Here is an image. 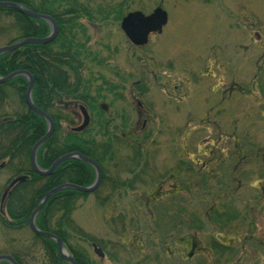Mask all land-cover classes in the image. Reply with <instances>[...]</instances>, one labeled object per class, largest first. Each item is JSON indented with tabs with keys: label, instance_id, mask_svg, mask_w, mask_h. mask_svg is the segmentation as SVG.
<instances>
[{
	"label": "rangeland",
	"instance_id": "374dc122",
	"mask_svg": "<svg viewBox=\"0 0 264 264\" xmlns=\"http://www.w3.org/2000/svg\"><path fill=\"white\" fill-rule=\"evenodd\" d=\"M78 1L91 13L73 22L74 31L78 37H90L87 50L98 57V62L87 61L86 77H95L103 87L99 101L109 106L107 112L119 125V135L147 144L139 149L137 144L118 141L117 157L110 167L133 169L135 173L123 172L121 177L142 176L146 182H137L135 188L120 194L106 187L99 192L100 198L91 194L80 200L74 212L83 231L104 244L105 256L99 257L89 241L75 240L101 264H264V237L259 234L264 223V163L262 170L258 167L264 159L257 160L264 158V0ZM113 4H122V13L150 14L162 7L168 23L161 33L150 35L146 46L136 48L114 13L105 12L109 19L100 21L105 6ZM113 8L108 11L112 13ZM91 19L95 29L88 26ZM8 39L1 36L0 46ZM137 85L144 90L140 92ZM135 95L149 108L148 113L142 110L143 116ZM77 112L79 124L82 115L80 109ZM144 119L148 124L143 129ZM209 145L220 147L215 149L218 155L223 148L222 160H227L218 169L220 181L209 180L196 194L187 188L177 193L173 182L195 175L194 169L187 170L188 163L209 158L210 151L203 149ZM236 145L241 147L238 159ZM180 164L185 165L183 171ZM229 175L238 184L234 186ZM9 178L8 171L0 169V200ZM161 194L146 204L148 195ZM228 204L234 205L235 218L240 219L226 221L209 213L214 205ZM175 209H188L191 214L183 210L184 221L177 222ZM245 234L253 236L248 252L241 246ZM31 235L25 229L8 232L6 237L0 224V250L9 247V237L19 240L20 247L29 246ZM216 238L230 247L218 252L212 243ZM195 239L201 241L199 257L183 259L194 253ZM173 252L175 256H168ZM43 253L40 246L31 250L33 264L45 263Z\"/></svg>",
	"mask_w": 264,
	"mask_h": 264
},
{
	"label": "trees",
	"instance_id": "16d2710c",
	"mask_svg": "<svg viewBox=\"0 0 264 264\" xmlns=\"http://www.w3.org/2000/svg\"><path fill=\"white\" fill-rule=\"evenodd\" d=\"M1 1L19 3L34 11L54 15L59 24L58 33L51 42L28 43L0 54V76L9 75L17 70L29 71L35 80L32 91L33 101L35 105L46 111L55 123L52 135L37 151V161L40 167L47 169L59 157L78 151L97 161L103 169L101 184L93 192H82L74 188H65L55 192L36 216V224L40 229L58 235L78 264H101L100 261L92 258L82 243L75 240V238H79L85 242L96 243L103 250L105 249L101 241L83 231L77 224L74 212L79 206L80 200L88 198L91 194H97L99 197V192L106 187L110 188L112 193L117 191L116 194H120L123 189L135 188L137 182H146L141 179L142 176L138 178L133 175L132 180L121 177L123 172L135 173L136 171L133 169L122 170L116 166L117 170H112L110 167L117 157L115 146L118 141H123L128 145L137 144L139 149L144 148L147 142L145 140L131 142V140H126L123 134L119 135L117 132L119 125L114 123L115 118L107 112L109 106L100 104L103 87L100 84L97 85L95 77H86V72L89 69L87 61L92 59L98 62V57L87 50L86 42L82 41L74 31L73 22L80 15L89 16L91 12L77 3H69L66 0ZM49 33L50 26L47 21L25 15L12 7H0V37H8L7 44L25 37H45ZM28 86L29 81L26 75H17L5 83H0V163L4 164L0 169L7 170L10 175L4 191L15 178L23 177L10 188L4 201L2 200L4 191L2 193L0 224L6 237L8 232L30 229L32 244L20 247L19 240L9 237V247L0 250V255L10 254L19 264H33L30 252L40 246L44 252V264H70L61 257L54 239L40 236L31 230L30 216L49 190L64 183L91 185L96 179V170L90 163L77 158L63 161L49 175H41L33 169L31 151L34 144L47 132L48 123L28 106L26 102ZM140 88L141 86L137 85L140 92L144 90V88L141 90ZM109 90L112 91L113 88ZM81 105L86 106L88 111L90 110L91 121L84 130L77 131L75 127L79 124H76V119L80 114L77 109H80ZM102 135L105 138H102ZM240 150L241 147L236 145L234 152L236 159L242 157ZM262 151L264 152V150ZM138 152L139 150L135 149V153ZM261 155L258 153V156ZM135 157H140V153ZM261 159L264 158H257V160ZM263 161L258 166L261 170ZM139 165L142 166V164ZM187 168V170L194 169L193 171L198 173L195 169L196 165L193 163H188ZM170 177L172 176L170 175ZM248 177H252L251 180L254 178L253 176ZM208 181V177L201 179L187 176L185 177L184 191H188L187 188L196 194L203 188V184L208 185ZM177 183L174 184L177 185ZM231 183L235 186L237 182L233 179ZM233 188L232 185L231 190ZM221 189L223 188L221 187ZM180 190L183 189L180 188ZM110 196L111 194L105 196L106 200ZM159 197H163V195H148L146 204H150L151 201H155ZM183 210L188 213V209H175L174 217H179L176 219L177 222L184 221L180 217ZM147 211L150 214V209ZM224 211L222 215L226 221L233 220L238 215L237 209H225ZM209 213L215 215L214 209H210ZM190 214L188 213V215ZM207 215L209 214L207 213ZM124 217L123 214L121 218ZM194 218H196L195 213ZM199 226V229L204 228L201 222H199ZM192 227L197 229L195 226ZM251 238H253L252 235L250 240ZM166 243L167 250L170 247ZM177 243L182 242L177 241ZM212 243L220 253L227 250L225 249L227 246L221 243ZM242 243L244 244V240ZM243 244L241 246L244 252ZM196 255L197 253H192L188 261L196 258L198 256ZM111 257L114 258L112 255ZM1 264L11 263L2 261Z\"/></svg>",
	"mask_w": 264,
	"mask_h": 264
},
{
	"label": "water",
	"instance_id": "95a60500",
	"mask_svg": "<svg viewBox=\"0 0 264 264\" xmlns=\"http://www.w3.org/2000/svg\"><path fill=\"white\" fill-rule=\"evenodd\" d=\"M0 7H12V8H15L18 11L22 12L25 15L35 17V18H41V19L49 21L52 24V30L48 36H46V37H25V38H22V39L15 41L11 44H6L3 46H0V54L7 52V51H12V50H14L20 46H23L25 44H28V43H48V42H51L55 38L58 28H57V24H56L55 20L51 16H49L47 14L35 12L33 10L28 9L27 7H25L22 4L11 2V1H1L0 0ZM167 21H168V14H167L166 10H164L162 7H157L149 15H145L141 11L130 12L127 16H125L123 18L121 27L124 30L125 34L128 36V38L134 44L143 45V44H146L148 42L149 35L151 33L161 32L163 30V26L167 23ZM17 75H26L28 77L29 86H28V89L26 92V102L31 109H33L35 112L40 114L48 123V130H47L46 134L43 135L34 144L32 151H31V164H32L33 169L41 175H49L63 161H65L69 158H77V159H81L83 161H86V162L90 163L92 166H94V168L96 169L97 176H96V180L93 184H91L89 186H81V185H77L74 183H64V184H61L59 186L52 188L51 190H49L44 195V197L41 199V201L39 202V204L37 205V207L34 209V211L32 212V214L30 216L29 224H30V228L32 229V231L35 232L36 234L40 235V236L50 237V238L54 239L58 245V249H59V253H60L61 257L65 261L69 262L70 264H78L76 259L69 253V251L65 247L62 239L58 235L51 233V232H48V231H44L37 226L36 216L42 210V208L47 203L49 198L57 191H60V190L65 189V188H74V189L80 190L82 192H93L94 190H96L101 183V180L103 177V171H102V168L97 161H95L94 159H92V158H90V157H88V156H86V155H84L78 151L67 153V154L59 157L48 169H43L40 167V165L37 161V151H38L39 147L52 135V133L55 129V123H54L52 117L46 111H44L43 109H41L37 105H35V103L33 101V97H32V91L34 88L35 80H34L33 75L29 71L17 70V71L10 73L9 75L0 76V83H5ZM80 109H81L82 114H83V122L81 125H79L78 127L75 128V130H77V131H81V130L85 129L89 125L90 120H91L87 108L84 105H81ZM3 166H4V164L1 163L0 167H3ZM22 179H23V177L15 178L9 184V186L7 187V189L5 190V192L3 194V197H2L3 201L6 198L10 188L15 183H17L19 180H22ZM94 250L99 256H104L103 250L100 247H98L96 244L94 245ZM2 261H8L11 264H19L17 262V260L10 254H1L0 255V264Z\"/></svg>",
	"mask_w": 264,
	"mask_h": 264
},
{
	"label": "flooded vegetation",
	"instance_id": "af4514ba",
	"mask_svg": "<svg viewBox=\"0 0 264 264\" xmlns=\"http://www.w3.org/2000/svg\"><path fill=\"white\" fill-rule=\"evenodd\" d=\"M35 2H38L39 0H34ZM69 1V3H77V4H79V5H81L82 3H80V1H78V0H67V2ZM100 2H103V0H99ZM82 7H83V5H81ZM111 6H114V8L112 9V13L111 12H109L108 11V9H110V7ZM123 5L122 4H119V5H115V4H113V5H109V7H107L106 8V6H105V8L103 9V12H102V14L100 15V21H107L109 18L108 17H106V14H105V12H107V14H109V15H111V14H115V16H117V18H119V20L121 21L120 22V28H121V30H122V32H124V30L122 29V27H121V24H122V20H123V18L125 17V16H127L130 12H134V11H141V10H129V11H127V13H122V7ZM37 12V11H36ZM142 12V11H141ZM38 13H42V12H38ZM43 14H47V15H49V16H51L54 20H55V22H56V24H57V28H58V30H59V24H58V20H57V18L54 16V15H51V14H48V13H43ZM151 14V13H150ZM145 15H149V14H145ZM65 16V15H64ZM94 16V15H93ZM44 20V19H43ZM77 20H81V17L79 16V18L77 19ZM76 20V21H77ZM46 21V20H45ZM48 24H49V22H48ZM49 26H50V32H51V30H52V24L50 23L49 24ZM88 26L89 27H95V24L93 23V19H91V21H90V25L88 24ZM95 29V28H94ZM58 30H57V33H58ZM155 33H161V32H155ZM124 34H125V32H124ZM152 34V33H151ZM150 34V35H151ZM57 35V34H56ZM150 35H149V38H150ZM125 36L127 37V39L130 41V43L131 44H133V46L134 47H136V48H142V47H144V46H146V44H143V45H139V44H134L129 38H128V36L125 34ZM79 38H81L82 40H84L85 42H86V46H89V45H87V44H89L90 42H91V39H90V37H79ZM89 38V39H88ZM148 42H149V39H148ZM147 42V43H148ZM134 98H135V100H136V103H137V108H138V112H139V114L140 115H144V113H148L149 112V108H147V106H145V104L139 99V97L137 96V95H135L134 96ZM142 110H145V112L143 113V111ZM144 122H143V129L146 127V125L148 124V120L147 119H144L143 120ZM203 143L204 142H202L200 145H203ZM207 143V142H206ZM221 145H225V144H221ZM213 147H211V145H209V146H206V147H203V149L204 150H209L210 151V157L209 158H206V159H204V160H200V157L198 158V159H192V162L196 165V171L198 172V173H196V172H194V173H196L195 175H192V177H197V178H201V179H203L204 177H208V180H212V181H216L217 179L219 180V178L220 177H222V176H220V174H218L219 173V168L221 167V166H223V165H227V160H222V155H223V148H221V152H220V154L218 155V152H216L215 153V149H218V148H220L219 146H217V145H212ZM207 154V152H205L204 153V155H206ZM202 155V154H201ZM200 160V161H199ZM213 163L215 164V166L213 165ZM185 165L184 164H180L179 165V168H183ZM182 171L184 170V168L183 169H181ZM233 174V173H232ZM171 176H173V175H171ZM228 175H223V178L224 177H227ZM229 176H232V175H229ZM233 176H232V178H229V180L232 182V180H233ZM254 179H257V178H254ZM170 180H171V178H170ZM196 181V180H195ZM182 182V183H181ZM196 185H197V183H196ZM172 188H175L176 189V191L178 192V193H184L185 191V178H182V180H180L178 183H177V185H175L174 184V182H173V184H172ZM200 186H201V182H200ZM199 186V187H200ZM177 188H178V190H177ZM180 188H182L183 190H180ZM163 191V190H162ZM171 192V191H170ZM166 195V194H165ZM153 196H155V195H153ZM234 205H232V204H228V205H217V206H212V207H210V209H214V211H215V215H216V218H219V219H225V217L222 215V214H224V210L226 209H235V207H233ZM218 224L220 223V222H217ZM264 224V223H263ZM262 224V226L260 227V231H259V234L261 235V237H264V225ZM254 227V226H253ZM253 229V228H252ZM251 239H253V238H251ZM196 240V242H197V244H194L195 246V248H194V253H198L199 252V250H201V242L198 240V239H195ZM218 243H221L222 245H225V246H227V247H230V245L229 244H226V243H224V242H220L219 241V239L218 238H216L215 239ZM243 240H244V244H243V249H244V251L246 252H248V250H247V243H249V240H250V237H249V234H245V237H243ZM179 245H182V246H184L183 245V243H180ZM215 249H217L216 248V246H215ZM194 256H195V254H193ZM168 256H175V252H173L171 255H168ZM192 256V254L191 253H189V254H187V255H184L183 256V259H185V260H188V259H190V257ZM197 256V255H196Z\"/></svg>",
	"mask_w": 264,
	"mask_h": 264
}]
</instances>
